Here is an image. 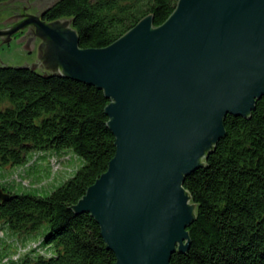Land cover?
Returning <instances> with one entry per match:
<instances>
[{"label": "water", "instance_id": "obj_1", "mask_svg": "<svg viewBox=\"0 0 264 264\" xmlns=\"http://www.w3.org/2000/svg\"><path fill=\"white\" fill-rule=\"evenodd\" d=\"M54 2L2 3L0 64L103 91L115 153L71 209L93 217L115 264H170L196 219L185 178L225 117L248 118L264 95V0H177L162 24L148 14L100 48L80 47L70 19L42 20Z\"/></svg>", "mask_w": 264, "mask_h": 264}, {"label": "trees", "instance_id": "obj_2", "mask_svg": "<svg viewBox=\"0 0 264 264\" xmlns=\"http://www.w3.org/2000/svg\"><path fill=\"white\" fill-rule=\"evenodd\" d=\"M6 1L0 0V6ZM176 3L55 0L43 18L70 19L80 47L100 48L148 14L154 26L162 24ZM107 104L103 91L92 85L0 64V166L19 167L26 173L34 164L28 154L49 149H71L84 161L47 195L13 194L0 182V189L10 194L8 200H0V223L8 231L29 240L44 223L49 226L35 239L38 246H28L1 264H115L93 217L71 209L114 156V137L104 113ZM224 127L225 136L204 166L184 180L196 205V219L187 228L188 250L172 254L170 264H264V95L248 118L227 115ZM51 155L46 154L45 160ZM4 236L0 228L3 241ZM39 248L49 253L41 254Z\"/></svg>", "mask_w": 264, "mask_h": 264}, {"label": "rangeland", "instance_id": "obj_3", "mask_svg": "<svg viewBox=\"0 0 264 264\" xmlns=\"http://www.w3.org/2000/svg\"><path fill=\"white\" fill-rule=\"evenodd\" d=\"M20 32L13 34V38H17L24 33L23 30ZM46 154H52L48 157L49 160H45V157H47L45 156ZM28 159L31 160L30 162H34V164L30 168H26V173L19 171L21 169L19 167L0 166V182L4 184L8 192L13 194L47 195L66 179L73 176L84 164V161L73 150L68 148L62 149L59 152L50 149L45 151H32L28 154ZM50 167L53 171L49 170ZM26 176L40 177L33 180ZM38 181L41 182L38 183ZM0 228L5 234L4 237H6L5 241L0 237V241H3L0 242L1 264V262L8 261L9 258H17L22 251L28 249V246L30 248L38 246L39 240L35 239L47 233L49 226L47 223H44L37 232L29 235V240L25 235L11 233L8 231L7 226H3L1 223ZM37 251L41 254L49 253L44 248H39Z\"/></svg>", "mask_w": 264, "mask_h": 264}, {"label": "flooded vegetation", "instance_id": "obj_4", "mask_svg": "<svg viewBox=\"0 0 264 264\" xmlns=\"http://www.w3.org/2000/svg\"><path fill=\"white\" fill-rule=\"evenodd\" d=\"M33 11L35 12L36 10H33ZM33 11H32V12H33ZM34 12H33V13H34ZM44 14H45V12H44ZM44 14L41 16V19H42V20H44V18H43V17H44ZM25 31H26V30H25ZM20 33H21V32H20ZM32 53H33V52H30V54H32Z\"/></svg>", "mask_w": 264, "mask_h": 264}]
</instances>
